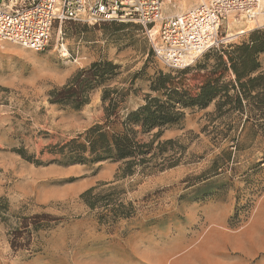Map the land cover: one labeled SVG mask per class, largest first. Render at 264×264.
I'll return each instance as SVG.
<instances>
[{"label":"rangeland","instance_id":"374dc122","mask_svg":"<svg viewBox=\"0 0 264 264\" xmlns=\"http://www.w3.org/2000/svg\"><path fill=\"white\" fill-rule=\"evenodd\" d=\"M200 1L162 0L163 15H176ZM260 8L264 20L262 0ZM257 23L229 14L222 20L220 32L229 39L226 43L237 42ZM202 55L183 68H169L153 52L144 28L123 21L65 22L60 29H52L48 46L40 52L0 41V197L8 201L11 212L22 210L28 216L43 212L56 218L50 230L32 234L29 249L11 248L10 237L0 221V264H100V257L106 255L113 264L115 256L124 252L125 242H139L140 236L163 233L185 237L182 243L173 245L174 253L198 256L208 244L219 246L226 239L248 244L261 223L264 229V194L256 199L247 221L238 228L242 232L229 235L221 229L231 231L227 220L233 213L235 193L219 195L218 191L227 179L215 176L194 182L216 153L201 133L213 103L202 109L185 108L181 124L163 132L160 139L181 138L179 144L186 146L181 164L114 183L121 190L120 200L132 204L134 213L128 218L99 219L100 214L111 213L90 209L78 198L89 187L112 181L120 162H51L60 156L46 148L102 122L101 87L94 89L89 102L78 110L47 100V92L63 85L77 70L92 62L112 61L119 65L118 76L108 86L124 89L130 87L131 76L137 73L131 88L137 94H131L126 103L127 108L134 109L149 92V79L156 71L171 73L183 82V89L196 94L195 87L207 71L195 68ZM186 67L188 72L180 75ZM141 137L147 141L151 136ZM20 149L40 164L22 157L17 151ZM205 230L209 232L194 247Z\"/></svg>","mask_w":264,"mask_h":264},{"label":"trees","instance_id":"16d2710c","mask_svg":"<svg viewBox=\"0 0 264 264\" xmlns=\"http://www.w3.org/2000/svg\"><path fill=\"white\" fill-rule=\"evenodd\" d=\"M263 63L264 26H260L246 32L237 42L203 52L195 68L207 71L195 87L196 94L183 89V82L171 73L156 71L149 79V92L143 94L141 104L129 109L128 98L137 94V90L131 89L137 73L131 76L130 87H109L108 83L118 76L119 65L108 60L92 62L73 73L63 85L50 89L47 100L78 110L89 102L90 93L101 87L102 122L67 141L46 146L49 153L60 156L51 162L84 164L105 159L120 162L112 181L89 187L78 198L90 209L100 208L111 213L110 216L100 214L99 219L128 218L134 213L132 204L120 200L121 190L114 183L134 174L147 176L181 164L186 146L179 144L181 138L160 139L163 132L181 124L185 108L202 109L213 103L201 133L216 153L194 177V182L215 176L227 179L218 191L219 195L235 193V206L227 228L236 230L247 221L256 199L264 194ZM188 70L186 67L179 74ZM149 135L147 141L141 137ZM17 151L27 160L40 164L25 156L23 150ZM255 154L258 156L250 160ZM106 185L107 188L96 191ZM0 221L14 249H29L33 233L56 225V218L47 213L28 216L22 210L11 212L4 197H0Z\"/></svg>","mask_w":264,"mask_h":264},{"label":"built area","instance_id":"2783aa9c","mask_svg":"<svg viewBox=\"0 0 264 264\" xmlns=\"http://www.w3.org/2000/svg\"><path fill=\"white\" fill-rule=\"evenodd\" d=\"M229 14L257 22L262 9L259 0H202L165 17L162 0H0V41L40 52L65 22H133L144 28L159 60L178 69L229 41L220 32Z\"/></svg>","mask_w":264,"mask_h":264},{"label":"crops","instance_id":"0c3cea01","mask_svg":"<svg viewBox=\"0 0 264 264\" xmlns=\"http://www.w3.org/2000/svg\"><path fill=\"white\" fill-rule=\"evenodd\" d=\"M263 25L264 20L261 14L255 27ZM221 231L229 235L242 232L239 229L230 232L222 229ZM208 232L207 230L203 232L194 242V247L205 238ZM254 234V238L248 244L236 243L226 239L219 246L210 243L203 251L199 250L198 256L190 257L185 256L187 252H173V245L182 243L185 239L184 236H174L173 233L158 234L159 236L156 237L140 236L139 238L142 240L139 242L124 243L126 245L122 248L124 252L115 256V263L113 264H264V229L262 223ZM185 250L187 251V249L183 251ZM99 262L100 264H110V258L108 255L100 257Z\"/></svg>","mask_w":264,"mask_h":264},{"label":"bare ground","instance_id":"6f19581e","mask_svg":"<svg viewBox=\"0 0 264 264\" xmlns=\"http://www.w3.org/2000/svg\"><path fill=\"white\" fill-rule=\"evenodd\" d=\"M259 2H260V0H259ZM262 3L264 4V0H262ZM66 54V53H65Z\"/></svg>","mask_w":264,"mask_h":264}]
</instances>
